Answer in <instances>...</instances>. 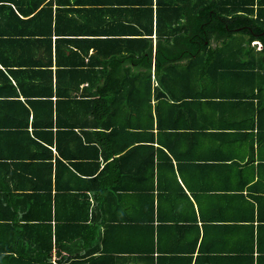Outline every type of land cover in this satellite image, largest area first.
<instances>
[{"label": "trees", "instance_id": "1", "mask_svg": "<svg viewBox=\"0 0 264 264\" xmlns=\"http://www.w3.org/2000/svg\"><path fill=\"white\" fill-rule=\"evenodd\" d=\"M69 4L0 0V134L10 135L14 143L10 157L2 158L14 160L15 175L29 173L31 191L17 192L34 205L46 203L39 215L5 219L0 214V225L22 233L17 241H28L17 244L13 254L0 247V264H52V241H59L51 229L52 195L84 197L83 221L89 215L90 190L96 199L102 192L130 199L138 206L131 219L138 217L141 226L150 228L154 223L190 228L200 219L203 227L210 224L226 234L229 226L264 225V0H129L135 6L127 9L135 16L134 36L104 40L110 50L127 49L125 55L109 54L97 69L93 57L85 63L90 72L78 68L81 60L74 69H64L55 44L53 71V23L73 21ZM126 62L134 68H123ZM93 74H103V82L80 88ZM194 101L221 116L213 122L211 112L203 124H191L180 115L189 113ZM87 134L93 141H87ZM182 134L189 139L202 135L207 140L203 151L179 145ZM66 136L74 148L62 149ZM100 156L110 161L96 173ZM107 173L102 186L100 176ZM185 205L190 212H183ZM169 208L175 211L166 216ZM16 222H23L20 229ZM204 235L203 229L197 255ZM110 249L102 244L96 256L94 251L87 257L69 253L59 264H114L107 260L119 253ZM148 252L142 247L140 254Z\"/></svg>", "mask_w": 264, "mask_h": 264}, {"label": "crops", "instance_id": "2", "mask_svg": "<svg viewBox=\"0 0 264 264\" xmlns=\"http://www.w3.org/2000/svg\"><path fill=\"white\" fill-rule=\"evenodd\" d=\"M89 1L91 0H70L68 7L73 11L68 14V17L70 19L73 18V21L68 19V21L60 23L57 27L56 24L53 23L51 38L53 71L56 69L55 44V46L58 47V60L61 62V67L64 69H74L77 65L75 62L81 60V63L78 64V68L81 67L87 72H90L89 67L85 66V63L93 60V57L95 60L92 61L95 63L93 69H97L101 68L99 65H102L98 64V61L107 62L109 54L122 53L125 55L127 49L122 47L120 51H116L115 49L110 50L107 41L104 40L112 37L131 38L134 36V27L137 26L133 23L135 16L127 11V9L133 10L135 6L129 4V0H122V2H125L124 4H120L115 0H94L92 3ZM130 1L134 2V0ZM55 7L56 4L53 3V12ZM96 7L99 8V10H97ZM110 7L117 8L111 9ZM102 8H107L108 11L105 12ZM91 38L96 39L92 44L86 41ZM57 39L60 41H57ZM152 43L153 45L155 44L154 35H152ZM252 43H256V41ZM113 64L119 67L118 65L120 63L113 62ZM121 65L123 68H134V66L128 62L121 63ZM151 73L153 79V69ZM93 75H95L93 79L90 81L88 80V82L80 83L79 87H86L90 85L91 81L94 85H96L97 82H103V74L99 76H96V74ZM60 83L64 85V81L61 80ZM177 83L185 87L187 86L185 82ZM155 84L156 82H154V85ZM20 99L22 100L23 98ZM187 110L191 111H189V113L185 111V114H181L182 116L180 115V117L191 119L187 121L191 124H193L194 121L197 125L204 123L205 116H207L206 114H208L209 117V114L213 112V122L222 114L220 111L215 112L210 110L209 107L207 109L206 105L203 106L197 101L189 103ZM181 129L179 130L180 132ZM124 134L129 137L127 132ZM1 136L4 138H1ZM198 136L199 137L196 139H189V137L183 135L180 137L178 144H181L184 148H195L203 151L204 144L207 140H205L202 135ZM86 138L87 141H93L89 134L86 135ZM69 141L70 139L66 136L61 146L62 149H69V145H71V148L75 147L74 143H68ZM13 144L10 135L0 134V214L8 217L5 219H9L14 215H39V209L41 208L42 210L43 208L41 205L44 204L45 206L46 203L37 200V204L34 205V200L32 198H27L21 194L22 191H31L29 189H31L30 186H32V184L29 182L28 171L27 173L24 172L27 174V176L24 177L15 175L13 171L15 166L13 164L16 163L13 162L14 160L2 158L3 154H9L10 157ZM155 145L158 144L155 143ZM51 149L55 152L53 147H51ZM19 153H23V151H19ZM115 157L116 156H113L110 159ZM3 159L5 162L2 161ZM99 161L100 163L96 169V173L99 171L102 172L105 164L110 160L108 158L104 160L100 156ZM31 166L30 168H32ZM85 171L87 170L84 169L82 173L87 174ZM102 175L100 176V182H103L101 184L103 186V184L109 180V175L108 173L104 177ZM177 179L179 182H182L179 175H177ZM22 186L25 189H23ZM121 189L125 191L123 185ZM40 190H42V188ZM52 193H54V190ZM102 193L104 194V192ZM102 193L99 194L100 197L96 199L92 191L89 190L86 192L90 203L89 215L86 221L82 219L85 209L84 206L81 205V200L84 197L70 193L59 197L52 195L51 198L55 200H52L50 210V216L52 217L51 229L54 237L59 238V241H52L53 256L50 259L52 264H59L64 259L63 257L68 256L69 253L72 255H85L84 257H87L88 253L98 251V248L100 245L102 246V244L107 248H111V253H119L113 254L112 259L109 258L107 260L110 262L113 261L114 264H264V225H258L257 227H255V225L250 229L246 228L243 223L240 228L229 226L227 227L228 229H226L228 230L226 234H223L218 227L211 226L210 224L203 227V223L200 219H197L196 224L193 223L194 226L190 228H181L168 224L160 226L157 225V223H154L150 228L144 223L141 226L140 220L137 219L138 217L131 219L132 216H137L138 206L136 203L132 201V204H130V199L124 201L122 198L123 196L111 198L108 197V195L103 196ZM122 193H126L127 195L132 194L130 191L128 193ZM186 193L191 197L188 190H186ZM155 195H157L156 192ZM105 199H110V202L109 200L105 201ZM12 202L15 204L12 205ZM193 204L197 213V206L194 202ZM56 205H58L57 210ZM166 207H168V204ZM182 208L183 212H190L189 206L185 205ZM165 211L167 216L175 210L169 208ZM125 215H128L129 219L124 218ZM20 219L24 221L23 217ZM22 223L23 222L16 224V226L18 225V229L21 228L20 226ZM203 229L204 236L206 237H204L202 242L203 249H201L199 252L200 254L197 255L198 250H196V247L200 242ZM151 231L154 233V235H152L154 253H152L150 249L152 246L150 242ZM156 232L158 236L157 241ZM21 235L22 233L17 234L10 227H7L6 224L0 225V247L5 248V254H13L17 244L26 245L28 243V241H17V238H20ZM195 238L197 241L196 245H194L193 241ZM158 246L161 249L159 252L161 254H157L156 252ZM92 247H96V251L91 250L90 248ZM119 247L126 248V250L121 251ZM142 247L148 249V255L140 254ZM26 249L27 247L20 249V252L22 253L26 251ZM214 249H224L223 251L228 252L221 254V252H218L219 250L214 252ZM98 253H94V256L98 255ZM234 253H237L236 256H232ZM61 257L62 259H60ZM13 262L15 264L16 260H12L7 264H13Z\"/></svg>", "mask_w": 264, "mask_h": 264}]
</instances>
